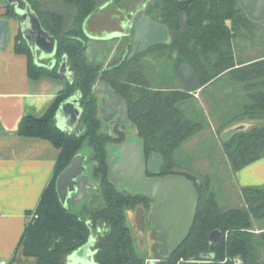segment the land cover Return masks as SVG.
Segmentation results:
<instances>
[{
    "label": "trees",
    "instance_id": "1",
    "mask_svg": "<svg viewBox=\"0 0 264 264\" xmlns=\"http://www.w3.org/2000/svg\"><path fill=\"white\" fill-rule=\"evenodd\" d=\"M27 1L43 27L57 39V63L52 68L37 63L20 29L15 37V51L27 56L32 79L56 77L64 79L66 84L43 116L26 115L20 124V134L49 139L60 149L55 174L35 211L28 215L20 239L24 254L36 257L38 264H65L67 257L89 240L92 230H102L94 246L98 264H235L236 258L242 260L241 264H264V229L259 235L252 229L254 222L264 220V186L242 188L248 208L225 209L215 192L208 188V181L193 178L188 173L184 175L195 184L197 180L201 182L199 186L196 184L200 200L188 238L170 256H159L154 263L148 261L149 254L138 251L128 222V210H134L139 204L149 209L151 198L128 192L110 180L109 145L123 142L126 134L118 130L117 135H113L103 130L99 100L94 91L96 82L103 79L124 95L129 101L130 119L144 140L146 155L152 151L162 153L161 175L180 173L172 170L176 151L203 128L201 111L192 114L186 108L196 98L184 86L183 89L152 88L147 76L150 65L147 55L171 58V72L179 80V66L182 63L191 65L198 76L194 90L210 87L224 73L225 78L233 77L243 83L249 101L242 105L238 114L228 118L231 121H226L224 128L244 118L264 119V57L236 64L239 34L252 37L259 24L249 20L237 0H145L146 13L166 23L171 30H180L179 39L171 44L151 46L132 57L127 53L104 68L87 52L86 22L107 2H113L120 10L130 11L142 0ZM182 11L188 17L185 30L181 29ZM2 17L19 20L15 7L7 0ZM64 55L73 71V80L59 73ZM77 91L81 92L83 109L80 122L85 126L80 134L68 133L56 122L60 103ZM223 142L232 168L237 172L264 157V122ZM86 144L92 148L90 158L94 165L91 171L98 182L100 195L93 197L91 204L87 201L75 211L61 202L56 181ZM215 229H220L222 235L211 243L209 235ZM203 253H213L214 257L203 259Z\"/></svg>",
    "mask_w": 264,
    "mask_h": 264
},
{
    "label": "water",
    "instance_id": "2",
    "mask_svg": "<svg viewBox=\"0 0 264 264\" xmlns=\"http://www.w3.org/2000/svg\"><path fill=\"white\" fill-rule=\"evenodd\" d=\"M7 2L15 7V12L19 16L20 30L31 47L36 62L39 63L38 52H41L42 59H50L46 66L54 67L57 63L58 49L56 37L43 27L38 14L27 0H7ZM237 2L251 21L264 22V0H237ZM180 17L181 29L185 30L188 27L186 12L182 11ZM10 23L9 18H0L1 50L7 46ZM179 34L180 30L171 31L167 24L154 20L150 15L142 14L134 25L133 51L143 52L157 44H171L179 39ZM59 73L69 80L74 78L67 63V55H64L60 62ZM178 73L188 90L197 87V72L191 65L182 63ZM94 91L100 96V112L104 114L103 120L106 123L117 116V123L126 125L131 130L135 129V123L129 117V103L124 95L102 79L98 80ZM80 97L81 92L77 91L62 101L56 112L58 127L68 133L80 134L85 129L84 124L80 122L83 111ZM110 112L112 115L106 117V113ZM260 123L262 122L257 124ZM252 126L253 124L245 121L236 122L224 129L221 138L227 141L236 133L248 130ZM109 127L111 126H106V129L108 130ZM108 131L111 133L112 128ZM87 159L86 153L79 152L57 178V192L65 207L75 208L87 201L89 204L93 201L91 197L98 185L92 176L91 166L86 164ZM108 162L109 178L117 186L134 194L141 193L152 199L161 200L156 205L151 219L153 223L156 216L161 219L154 225L161 231L160 240L164 243L159 256H170L188 238L194 225L200 200L197 186L184 174L157 176L164 162L163 155L158 151H152L147 156L144 140L139 136L128 137L115 145L110 151ZM148 173L153 176H149ZM196 184L199 186L200 180H197ZM221 235L220 229L213 230L209 235L210 242H216ZM95 240L97 241V235L93 237L91 233L89 240L73 251L67 257L65 264H98L93 249ZM201 257L211 259L214 254L203 253ZM154 261L151 260L150 263Z\"/></svg>",
    "mask_w": 264,
    "mask_h": 264
},
{
    "label": "crops",
    "instance_id": "3",
    "mask_svg": "<svg viewBox=\"0 0 264 264\" xmlns=\"http://www.w3.org/2000/svg\"><path fill=\"white\" fill-rule=\"evenodd\" d=\"M4 12L1 7L0 14ZM10 20H15L17 34L19 20ZM41 57L38 52L39 63L50 62ZM259 57L264 53L254 55L252 60ZM64 86L61 78L32 79L28 58L15 51V40L9 51L8 44L0 49V259L7 264H38L36 257L24 254L20 239L29 213L35 211L55 174L60 155L51 140L20 134V124L26 115L43 116ZM240 121L254 125L264 119ZM236 179L241 189L264 186V157L237 171Z\"/></svg>",
    "mask_w": 264,
    "mask_h": 264
},
{
    "label": "rangeland",
    "instance_id": "4",
    "mask_svg": "<svg viewBox=\"0 0 264 264\" xmlns=\"http://www.w3.org/2000/svg\"><path fill=\"white\" fill-rule=\"evenodd\" d=\"M5 3L6 0H0V8H5ZM105 9V12L111 13V19L115 18L111 6H107ZM120 12L126 13L127 9H122ZM91 20L94 26V29L91 30L95 34L104 31L97 25L98 16ZM258 24L256 28L258 31L254 33V36L248 37L244 33L239 34L240 36L236 40V64L249 62L253 59L254 55L264 53V22ZM116 27H118V24L112 25L108 23L105 25V28L109 30ZM16 35V22L12 20L10 25V38L7 42L8 51L11 45H13ZM111 44L106 46L100 45L97 41L90 42L87 52L96 58L97 63H103L104 61L110 60L115 54V45ZM152 55H147V57L151 56L155 58V60H151L150 58V65L147 69V76L151 80L152 88L183 89L182 82L171 72L172 59L162 56L154 57ZM225 76L226 73L222 77H218L210 87L203 86L192 91L196 99H194L193 103L186 105V108L189 111L191 110L190 112L192 114L201 111L202 118L200 120L203 122V128L183 142L177 149L176 161L172 170L174 169V171L180 172L181 174L188 173L193 178L208 181V188L215 192L217 200L223 208L227 209L236 206L248 208V204L243 199L242 189L238 185L236 172L232 168L226 147L221 138L226 121H231L228 118L238 114L242 105L246 101H249L247 97L248 93L243 88V83L235 81L233 77L225 78ZM109 149H111V145H109ZM82 152L88 156L86 164L92 167L94 165V161L90 158L92 148L86 144ZM95 181L97 182V180ZM119 187L122 188L121 186ZM99 195L100 191L98 187L92 197L99 198ZM81 206L72 207V209L78 211ZM140 208L131 211L128 222L132 227L138 251L141 254H149L148 259L156 260L158 258L156 252L150 255L151 250L154 248L152 245L155 239L151 235L152 233L148 231L149 212H145L144 210V213H141ZM252 229L258 232L257 235H259V232L264 229V220L262 222H254ZM101 231L99 230V234ZM92 236L95 237L93 230ZM95 243L96 240L93 246ZM262 256L264 259V253ZM237 259L240 258L234 259V263Z\"/></svg>",
    "mask_w": 264,
    "mask_h": 264
},
{
    "label": "flooded vegetation",
    "instance_id": "5",
    "mask_svg": "<svg viewBox=\"0 0 264 264\" xmlns=\"http://www.w3.org/2000/svg\"><path fill=\"white\" fill-rule=\"evenodd\" d=\"M107 6H111V8H113V13L115 15V18L111 19V13L109 12H105V8H107ZM146 6H147V2L145 0H142L140 2V4H138L136 7H134L132 10L127 11L126 13L120 12L121 10L118 9V7L112 2H107L104 5H102L101 7H99L88 19L87 24H86V33L89 37V43L90 42H94L97 41L100 45H110V43H112L111 45H115V54L112 56V58L110 60L104 61L103 63H99L101 64L104 68H107L109 65H111L113 62L117 61L119 58L121 57H125L127 53H129V57H132L134 54L136 53H143L140 52L139 50L133 51V42H134V25L136 23V21L138 20V18L142 15V14H147L150 15L148 13H146ZM243 9V8H242ZM111 10V9H110ZM105 14V15H104ZM246 14V13H245ZM98 16V21H97V25L99 26V28H101L102 31L99 34H95L91 29H94L93 26V21L91 20L92 18L94 19V17L96 18ZM151 16V15H150ZM152 17V16H151ZM153 18V17H152ZM119 19V20H118ZM154 19V18H153ZM181 19V17H180ZM155 20V19H154ZM250 20V19H249ZM157 21V20H156ZM160 22V21H158ZM253 22V21H252ZM108 23L112 24V25H117L118 27L116 28H111V30L106 29L105 25H107ZM164 23V22H162ZM256 23V22H254ZM262 23V22H261ZM166 24V23H165ZM97 28V27H96ZM173 31V30H171ZM88 43V46H89ZM102 47V46H101ZM103 50V48H101ZM146 51V50H145ZM89 54V53H88ZM91 59L93 61L96 62V58L94 56H91ZM151 60H155V58L147 57V59L150 61ZM180 67V66H179ZM179 71V70H178ZM179 75V73H178ZM180 78V77H179ZM100 80V79H99ZM103 80V79H102ZM181 80V79H180ZM98 82V81H97ZM96 82V83H97ZM182 82V80H181ZM183 86L186 88V86L184 85V83L182 82ZM96 85V84H95ZM187 89V88H186ZM193 91V90H190ZM97 95V94H96ZM98 96V95H97ZM126 98V97H125ZM127 99V98H126ZM98 100L100 101V96H98ZM98 101V103H99ZM129 103V101H128ZM130 109V106H129ZM110 111V110H109ZM130 111V110H129ZM99 113L103 122V130L104 131H108L110 130V128H112V132L111 134L113 135H117L118 130H121L123 132H125L126 134V138L131 137V136H139L138 132H137V128L135 125V129L131 130L129 129L126 125L120 124L116 122V118L117 116H114L111 118V120L109 122H105L103 120V113L100 112V103H99ZM112 114L110 113H106V117H110ZM130 117V116H129ZM106 126H111L108 128V130L106 129ZM109 132V131H108ZM134 132V133H133ZM133 133V134H132ZM140 137V136H139ZM117 145V144H111V149L110 151L113 149V147ZM151 153V152H150ZM149 176H153L151 174L148 173ZM156 176V175H155ZM157 176H162L161 172L159 175ZM194 182V181H193ZM197 182V181H196ZM195 183V182H194ZM196 185V184H195ZM144 195V194H143ZM146 196V195H145ZM148 197V196H147ZM92 199H94L93 197H91ZM150 198V197H149ZM91 199V200H92ZM160 199H152L149 201V209L145 208L144 204H139L136 208H140L141 213L145 212H149V229L148 231L151 232L152 236H154V244L152 245L154 248L153 250H151L152 252H150V255H152L154 252L157 253V257H159V253H160V249L164 246V243L160 240V235H161V231L157 228L154 227L155 223H158L161 219L158 218L157 216L154 219V223L152 222V215L154 213L155 207L156 205L160 202ZM135 208V209H136ZM132 210H128V214H129V218H130V214H131ZM142 215V214H141ZM143 216V215H142ZM145 226V225H144ZM95 234L97 235V238L99 236V231L96 232ZM158 259V258H157ZM156 259V260H157ZM152 259H148V261L150 262ZM155 260V261H156Z\"/></svg>",
    "mask_w": 264,
    "mask_h": 264
},
{
    "label": "built area",
    "instance_id": "6",
    "mask_svg": "<svg viewBox=\"0 0 264 264\" xmlns=\"http://www.w3.org/2000/svg\"><path fill=\"white\" fill-rule=\"evenodd\" d=\"M33 215H34V214H32V215L30 216V218L33 217ZM241 262H242L241 259H237V260L235 261L236 264H241ZM0 264H7V261H6V260H2V259H0Z\"/></svg>",
    "mask_w": 264,
    "mask_h": 264
}]
</instances>
